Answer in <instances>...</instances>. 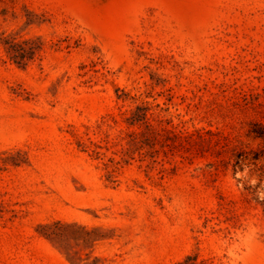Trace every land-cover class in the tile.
<instances>
[{
    "label": "rangeland",
    "instance_id": "rangeland-1",
    "mask_svg": "<svg viewBox=\"0 0 264 264\" xmlns=\"http://www.w3.org/2000/svg\"><path fill=\"white\" fill-rule=\"evenodd\" d=\"M264 0H0V264H264Z\"/></svg>",
    "mask_w": 264,
    "mask_h": 264
},
{
    "label": "trees",
    "instance_id": "trees-1",
    "mask_svg": "<svg viewBox=\"0 0 264 264\" xmlns=\"http://www.w3.org/2000/svg\"><path fill=\"white\" fill-rule=\"evenodd\" d=\"M264 134V133H263Z\"/></svg>",
    "mask_w": 264,
    "mask_h": 264
}]
</instances>
